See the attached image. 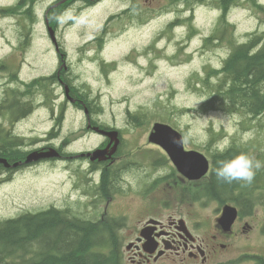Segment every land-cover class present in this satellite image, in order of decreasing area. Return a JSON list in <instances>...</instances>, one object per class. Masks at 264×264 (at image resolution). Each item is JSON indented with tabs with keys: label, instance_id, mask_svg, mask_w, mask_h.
I'll use <instances>...</instances> for the list:
<instances>
[{
	"label": "rangeland",
	"instance_id": "374dc122",
	"mask_svg": "<svg viewBox=\"0 0 264 264\" xmlns=\"http://www.w3.org/2000/svg\"><path fill=\"white\" fill-rule=\"evenodd\" d=\"M54 1L0 0V137L14 136L28 151L31 144L43 147L42 142L64 144L68 152L99 147L102 136L87 128L83 107L69 102L60 82L40 80L53 74L59 80V50L64 49V57L71 61L67 79L87 88L101 107L95 119L123 132L119 158L106 165L112 180L120 181L119 187L93 201L94 189L88 188L83 170L88 164L77 159L23 167L11 179L0 166V220L51 206L68 208L90 220L102 214L105 219L120 217L123 264H132L127 244L135 240L140 220L149 217L166 220L184 213L191 226L196 220L203 222L194 234L210 237L215 200L204 193L205 198L196 203L186 194L180 202L175 186L168 182L162 191L151 189V176L170 172L173 166L153 168L161 153L148 135L154 123H169L182 131L188 148L208 156V149L227 147L237 139L261 163L257 172H264V117L251 120L244 111L200 110L208 99L201 80L211 70L223 68L235 43L264 32V0H259V6L238 0L225 24L216 0H98L93 4L63 0L59 6L66 4L67 9L58 29H53L60 47L53 42L45 17ZM28 10L32 18L25 13ZM174 20L178 21L172 25ZM16 74L24 82L15 81L12 75ZM36 79L39 82L32 86ZM16 97L29 106L24 104L26 113L13 126L8 110ZM143 113L144 123L137 126L133 115ZM162 199L168 200L167 207L160 206ZM263 221L264 204H259L249 218L253 228L228 241L229 247L213 253L205 264H255L249 255L264 256L260 235L264 230L260 226L259 234L254 228ZM154 264L203 263L172 255Z\"/></svg>",
	"mask_w": 264,
	"mask_h": 264
},
{
	"label": "trees",
	"instance_id": "16d2710c",
	"mask_svg": "<svg viewBox=\"0 0 264 264\" xmlns=\"http://www.w3.org/2000/svg\"><path fill=\"white\" fill-rule=\"evenodd\" d=\"M191 1L194 0H187ZM216 1L223 11L221 21L225 24L226 13L232 5L238 4V0ZM248 1L259 6L257 0ZM66 7V4H56L47 10L49 25L54 29ZM13 10L15 8L9 9ZM25 13L33 17L31 10ZM213 77L217 79L211 80ZM201 82L207 89L208 99L200 110L244 111L251 120L264 117V32L251 34L246 41L235 43L223 68L211 70ZM142 117L133 116L136 122ZM237 142L214 156V169L218 160L248 153ZM3 149L0 147V157H20L19 150L10 148L11 152L4 154ZM108 179L106 175L105 192L112 184ZM246 186L242 182H222L213 171L210 196L221 199L222 195L225 197ZM118 228L112 222L97 224L57 208L0 220V264H123L116 234Z\"/></svg>",
	"mask_w": 264,
	"mask_h": 264
},
{
	"label": "flooded vegetation",
	"instance_id": "af4514ba",
	"mask_svg": "<svg viewBox=\"0 0 264 264\" xmlns=\"http://www.w3.org/2000/svg\"><path fill=\"white\" fill-rule=\"evenodd\" d=\"M62 60V59H61ZM58 65L60 66L59 71V81L61 82V87L63 88V95L65 94V88L66 86L70 87L69 90V99H71V102L75 104L82 103L80 99L77 97V95L74 93L71 84L69 81H67L66 78H62V68H63V62L61 61ZM16 80L15 81H22L23 79H19V75H12ZM13 84V83H12ZM14 88V86L12 87ZM13 94L18 95L19 92H16V90H13ZM11 110H8L12 120H13V126L16 125V123L19 121V117L24 116L23 114L26 113V109L24 107V104H26L24 101H21L19 98L11 99ZM29 106V104H27ZM83 106V105H81ZM25 111V112H24ZM24 112V113H22ZM89 120L91 122L89 123L88 127L92 130H95V127L98 126L95 122V120L91 119L90 113L88 114ZM16 120V121H15ZM95 133L99 134L97 131H94ZM100 136L104 137V141L102 143V147H106L109 144V139L99 134ZM13 136V135H12ZM11 135L6 134L2 135L0 137V147L4 148L3 151H5L4 154H7L8 152H11L9 149L16 151L19 150L20 154L18 158H10L8 156H2L0 158H6L8 160L7 163H1V167L5 169V172L9 174V179H11L12 175L19 169L23 167H33L38 164V162H26L27 155H23V152L25 150L24 144L20 139L11 137ZM52 146L56 147L55 145L51 144ZM50 146V145H49ZM49 146L42 147L41 149H48ZM39 149V150H41ZM58 151L61 153L59 157L50 158V159H44L42 161H39L40 164H56L57 161L60 162H66L68 159H70V156L67 155V152L62 147H56ZM2 151V152H3ZM117 157L113 156L112 160H115ZM111 159V158H110ZM106 160V161H90L88 158V164L91 165L90 168L94 169L97 166H103V163H106L107 165L112 162V160ZM2 175H4V171L2 170ZM108 176L109 182H112L114 185L116 183V180H112L109 173H105L104 171L100 174V188L101 190H104V178L105 176ZM180 181L176 182V185L185 188L187 190H197L199 189V181H193L186 179L185 177L178 175ZM93 181V180H91ZM95 183V182H94ZM111 184V185H112ZM155 189L163 190V184H160L159 187H156ZM93 201H98V194H93ZM160 206L166 204L167 202H163V199L160 201ZM225 204V203H224ZM223 204V205H224ZM223 205H220L217 208L218 215L215 216L212 222V233L210 234V237H200L194 234V230L192 229V226L188 223L187 217L183 214H179V217L176 216H169L166 220L160 218V217H149L145 220H140V229L138 231L137 236L135 237L134 241H131L129 252V258L132 261V264H154L155 262H158L162 260L163 258L170 257L172 255L187 257L190 260L193 261H201L202 263L208 262L212 256L213 253H218L221 249H227L229 247L230 240L241 236L242 234L246 233L248 229H251L252 225L249 222V213H243L241 211V207L236 204L239 208V215L236 220V222L233 225L232 231H225V227L222 223H220L219 217L220 213H222ZM150 219H156L158 223H153L152 227H149L151 231V237L153 238V241L155 244H157V248L152 252V250L155 246L153 245H147V240L142 239L141 232L142 230L147 227V223ZM197 224V223H196ZM195 224V225H196ZM188 227L189 232H185L181 230L182 227ZM166 246H168V249H165ZM162 252V254L158 257V254Z\"/></svg>",
	"mask_w": 264,
	"mask_h": 264
},
{
	"label": "water",
	"instance_id": "95a60500",
	"mask_svg": "<svg viewBox=\"0 0 264 264\" xmlns=\"http://www.w3.org/2000/svg\"><path fill=\"white\" fill-rule=\"evenodd\" d=\"M154 130L155 132L151 134V140L157 143H160L163 147L167 149L173 161L175 162L178 169L182 173H184L189 178H193V179H199L207 173L209 169V161L207 157L198 151H194V150L186 151L184 149L183 137L178 131L173 129L171 126L167 124H162V123H156ZM117 143H116V146H117ZM100 153H102V151L97 150L94 152V155H99ZM52 155H54V153H47V154L42 153L40 155L38 154L33 159H36V158L39 159V157L43 158L46 156L50 157ZM83 155H86V154L84 153ZM4 160L5 159L0 158V161H4ZM236 215H237V212L234 208L226 207L225 213H224V219L226 217L228 218L229 226H231V224L235 220ZM143 235L147 236L145 231L143 232Z\"/></svg>",
	"mask_w": 264,
	"mask_h": 264
},
{
	"label": "clouds",
	"instance_id": "9594fccd",
	"mask_svg": "<svg viewBox=\"0 0 264 264\" xmlns=\"http://www.w3.org/2000/svg\"><path fill=\"white\" fill-rule=\"evenodd\" d=\"M193 107H196L195 103ZM261 167V163L252 155L241 152L228 159L218 160L214 174L218 180L225 183L242 182L250 185Z\"/></svg>",
	"mask_w": 264,
	"mask_h": 264
}]
</instances>
